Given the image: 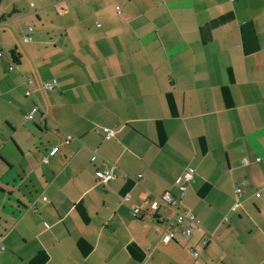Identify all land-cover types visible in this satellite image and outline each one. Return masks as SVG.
Wrapping results in <instances>:
<instances>
[{
    "label": "crops",
    "instance_id": "1",
    "mask_svg": "<svg viewBox=\"0 0 264 264\" xmlns=\"http://www.w3.org/2000/svg\"><path fill=\"white\" fill-rule=\"evenodd\" d=\"M39 2L0 0V264H264V0ZM164 192L190 235L133 216Z\"/></svg>",
    "mask_w": 264,
    "mask_h": 264
},
{
    "label": "built area",
    "instance_id": "2",
    "mask_svg": "<svg viewBox=\"0 0 264 264\" xmlns=\"http://www.w3.org/2000/svg\"><path fill=\"white\" fill-rule=\"evenodd\" d=\"M0 54H1V51H0ZM24 82L26 84L25 94L27 96H31L32 98H34L32 106L25 113V116H24L25 119L28 121H35V113L37 112H39L41 115L38 119L39 121L46 119L47 118L46 114L43 112L39 102L34 96V90L32 88V79L29 76H27L25 77ZM52 87H53V84L51 82H45L42 84V89L44 90H51ZM114 133L115 132L113 130L107 129L104 137L106 139H109L114 136ZM57 150H58V147H53L51 151L52 153H54ZM256 160H259V158H257ZM243 163L245 164L248 163L247 159H244ZM195 172H196L195 166H191V165L187 166L183 170L181 174V182L178 185V189L181 195L184 194L186 187H187V183H189L190 180L193 178ZM95 174L98 179L104 182L107 180L113 179L115 177L112 171L97 170ZM241 194H242L241 186L235 187L234 189L235 198H234L233 204L230 207L231 212H236L239 209ZM163 205H165L166 207H169L171 212L166 213L164 215H157V212L159 211L160 207ZM142 212L145 215H153L154 218L157 220V222L165 224L164 229L158 233V238L161 242H167L170 239H172V236H173L172 230L174 228L181 226L183 234L190 235L192 230L197 227L194 214L190 210L181 207L179 205V199L176 198L174 195L170 194L169 192H164L156 199H151L147 197L143 200L142 206H136L132 210V214L134 217H138V215ZM226 219L227 218H225V221ZM209 237H212V235H210ZM206 241L207 239L205 238L203 242L205 243ZM191 254L195 258L198 257L199 255L196 249H191Z\"/></svg>",
    "mask_w": 264,
    "mask_h": 264
},
{
    "label": "rangeland",
    "instance_id": "3",
    "mask_svg": "<svg viewBox=\"0 0 264 264\" xmlns=\"http://www.w3.org/2000/svg\"><path fill=\"white\" fill-rule=\"evenodd\" d=\"M8 3L16 4V6L18 7L19 11L22 12V14L30 13L31 15H34L33 14L34 10L40 7L39 0H5V4ZM0 35H1V31H0ZM1 52H6V49L3 48ZM35 121H37L36 118Z\"/></svg>",
    "mask_w": 264,
    "mask_h": 264
},
{
    "label": "trees",
    "instance_id": "4",
    "mask_svg": "<svg viewBox=\"0 0 264 264\" xmlns=\"http://www.w3.org/2000/svg\"><path fill=\"white\" fill-rule=\"evenodd\" d=\"M10 53H11V57H12L13 61L18 62L20 54H17L14 49L11 50Z\"/></svg>",
    "mask_w": 264,
    "mask_h": 264
}]
</instances>
